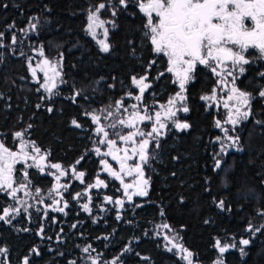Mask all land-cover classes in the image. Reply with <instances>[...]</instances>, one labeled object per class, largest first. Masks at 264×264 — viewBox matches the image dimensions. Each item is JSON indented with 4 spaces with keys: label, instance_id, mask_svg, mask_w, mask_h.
<instances>
[{
    "label": "trees",
    "instance_id": "1",
    "mask_svg": "<svg viewBox=\"0 0 264 264\" xmlns=\"http://www.w3.org/2000/svg\"><path fill=\"white\" fill-rule=\"evenodd\" d=\"M101 2L108 0H0V32L4 33V47H0V135L6 146L15 147V132H24L27 139L48 151L51 162L84 171L85 184L94 182L102 167L94 153L101 145L96 143L91 118L84 113L115 104L131 76L143 75L152 61H156L151 64L152 76L166 66L163 57L153 55L144 36L146 18L135 6L119 8L117 0H112L118 7L116 16L108 8L100 13L105 20L115 21V27L108 23L111 49L102 52L85 30L89 10ZM33 23L36 29L27 34ZM13 34L16 44L11 42ZM38 47L50 59L62 57L55 95L37 91L39 84L32 80L28 60L36 56ZM262 72L264 60H259L254 68H248L238 86L255 95L264 85ZM197 77L189 88L191 111L182 116L192 127L181 131L169 124L159 138L160 147L149 149L150 156H155L145 166L150 177L147 197L125 200L121 210H109L103 217L98 213L94 222L76 207L72 197L83 184L75 180L66 193L72 205L58 214L59 223L53 224L51 217L43 220L41 213L32 219L23 215L11 224L0 221V247L8 249L9 264H24L25 258L29 264H91L95 256H99V264H111L112 259L116 264H187L177 251H168L164 236L153 229L158 223L170 225L173 231L166 229V234L178 236L175 243L193 253V264H215L220 258L223 264H264V124L255 123L264 121V100L255 99L253 115L233 130L239 137V149L220 155L215 118L224 117L205 110L200 99L212 91L216 81L206 69L199 70ZM161 82L166 90L160 100H165L174 89L167 75L160 76ZM49 107L52 112L47 111ZM72 119L82 127H74ZM107 130L114 138L112 129ZM218 158L222 164L216 169ZM28 173L32 192L50 188L49 175L34 167ZM109 182L106 193L121 196L119 182L112 178ZM94 194L96 207L102 196ZM220 200L225 202L224 210L217 206ZM10 204L8 194L0 192V214ZM118 213L120 220L116 219ZM41 229L45 236L58 239L43 238ZM242 239L250 243L242 245ZM217 240L236 247L220 254ZM86 243L97 251L83 252Z\"/></svg>",
    "mask_w": 264,
    "mask_h": 264
},
{
    "label": "snow or ice",
    "instance_id": "2",
    "mask_svg": "<svg viewBox=\"0 0 264 264\" xmlns=\"http://www.w3.org/2000/svg\"><path fill=\"white\" fill-rule=\"evenodd\" d=\"M119 8L127 10L130 6H135L146 17L143 25L145 31L144 36L152 45V50L157 55L167 57L168 73H172L175 77L173 83L178 85V91L171 96L166 104L159 105V110L149 112V106L144 104V93L151 87L147 75L132 76L131 84L138 90L139 94L133 95L128 92L126 95L139 103L126 106L124 100L120 99L115 102L116 112L127 113L125 118L114 119L112 123L104 126L101 121L108 117H113V111L109 109H101L100 114L97 112H85L84 115L90 116L91 121L96 125L95 133L98 137L96 143L98 145H105L107 151L101 152L100 147H95L94 151L97 156L111 157L119 165V170H115L107 159H101L99 163L103 166L102 170L106 172L114 180L120 182L123 190V196L132 202L134 196H147L148 188L150 186V178L145 176V166L148 165L150 158H154L155 153L150 156V147L158 149L160 147V137L165 134L168 128L167 121H170L177 130L186 131L192 127L187 121L181 122L177 119L179 112L189 113L188 107V85L194 82L196 77L198 65H203L210 70V72L217 77V87H214L210 95H202L201 100L215 102L217 106L222 102L223 108L226 110V116L223 123L217 119L215 126L220 128L225 138L237 143L239 137H232L228 135L229 129L223 125L228 124L233 127L239 125L242 121H247L253 115V101L257 98L264 100V85H261L256 90L255 95L238 86L237 81L246 73V65L251 61L245 56L249 49H255L259 59H264V0H117ZM113 5L112 0L107 3L101 2L90 9L87 16L86 31L95 39L96 28H104L105 21L100 19L102 10L108 8L111 10V15L116 16L118 7ZM109 24L115 27V21H108ZM14 27V25L10 26ZM32 30L36 29V24L30 25ZM105 39L97 41L100 50L108 53L111 45L107 42L109 35L108 28H104L103 33ZM3 32H0V47H4L2 43ZM12 44H16L17 38L15 34L11 37ZM21 55H24L21 52ZM41 57L44 56V51L41 48L39 51ZM29 59L28 68L31 71L33 79L39 84L37 91L43 89L50 95H55L54 90L57 88V78L62 75V57L61 60L51 61L44 58L35 66ZM152 61L151 64H155ZM151 64L149 67H151ZM43 74L41 80L37 73ZM164 75V73H160ZM264 77V72L260 73ZM63 83L62 79L60 81ZM111 87V86H110ZM218 89L226 90L225 97H218ZM80 93L77 92L76 96ZM41 107V105H37ZM111 108V106H109ZM131 108V111H129ZM48 112L53 109L49 107ZM257 124H264V121L256 120ZM71 124L76 128H81L82 125L76 120L72 119ZM141 124H150V130L145 131L139 127ZM32 127L31 125L28 126ZM112 129L110 132L107 129ZM127 129L128 131H124ZM15 138L19 141V150L12 151L0 142V192H6L13 200H17V192L26 190L30 186L28 179L29 173L27 169L22 173L21 182L14 187L16 181L14 180L15 166L18 163L27 164L29 160L31 164H27V168L35 167L41 173L45 172V168L54 169L55 171H48L47 175L54 177L56 183L49 190V197L52 193H56L63 200L61 189L67 190L68 184H61L62 177L72 175L82 184L85 182V172L77 171L75 166L70 169H64L59 163H47L49 153L42 152L41 149L35 145L34 142H29L24 139V132H15ZM217 137V141H220ZM124 147H120L119 144ZM231 146V145H229ZM28 149H31L29 151ZM225 152V145L221 143L220 154ZM84 157L76 161L79 164ZM131 162V163H130ZM221 160L216 159L215 168H221ZM125 176H135L132 183H125ZM107 188L108 184L100 179L97 175L95 182L86 185L87 189L92 188ZM131 190V191H130ZM119 191V189H118ZM25 196L31 195L30 191L24 192ZM86 193H76L73 199H79ZM35 197L38 202H43L41 190L35 189ZM61 200H53V205H59ZM104 201L109 204H115L123 208L125 200L117 198L113 200L111 196H105ZM91 197H88V202L82 204L85 212L91 214L90 207ZM217 206L224 210L225 202L220 200ZM68 207L67 202L63 207H53L54 211L64 212ZM101 211L104 209L101 208ZM19 208L5 207L2 209L0 221L11 223L9 217L13 213L18 214ZM164 215L163 211L160 213ZM117 220L121 219L120 214L116 216ZM95 222V221H94ZM208 221H205L207 223ZM72 227H76L75 224ZM158 228L168 229L170 232V225L167 223L157 226ZM251 230V229H249ZM258 230V229H257ZM43 231V229H41ZM158 235L160 233H157ZM165 241L171 245L168 251L173 249L179 250L182 254V259L187 261V264H193V253L183 246V244L175 243L178 239L177 235L171 237L164 235ZM242 245H248V239L239 241ZM215 246L221 254L228 251L229 245L221 244L217 240ZM231 247H236L233 243ZM91 246L83 248V252L89 253ZM129 249H125L128 251ZM35 252L36 250L33 249ZM243 254V249H241ZM0 254L6 256L7 250L0 249ZM39 255V253H36ZM99 256L91 258V264H97ZM24 264H29L28 259L25 258ZM75 264V262H73ZM112 264H116L113 261ZM217 264H223L222 260H218Z\"/></svg>",
    "mask_w": 264,
    "mask_h": 264
},
{
    "label": "rangeland",
    "instance_id": "3",
    "mask_svg": "<svg viewBox=\"0 0 264 264\" xmlns=\"http://www.w3.org/2000/svg\"><path fill=\"white\" fill-rule=\"evenodd\" d=\"M99 15H100V19H102V20L105 21L104 28H108V21L105 20V19L101 16V14H99ZM87 23H88V22H87ZM86 27H87V26H86ZM104 28H96V29H95V31H96V37H95V39L92 37L91 34H89V35H90V36H91L96 42L99 41V40L105 39V37H104V35H103V33H104ZM26 33H27V34H31V33H33V32H32V29H31V28L28 29V30L26 31ZM107 42H108V38H107ZM97 44H98V42H97ZM98 46H99V44H98ZM99 48H100V46H99ZM39 51H40V47H38V49H36V56L33 57L34 59H31V63L33 64V66H35L37 63H39V62H40L41 60H43L44 58H47V59H49V60L55 62V60L50 59V58L46 57L45 55H44L43 57H41V56L39 55ZM246 53H247V52H246ZM246 53H245V56L247 57ZM247 58H248V57H247ZM29 59H30V58H29ZM28 63H29V60H28ZM37 75H38V77H40L41 80H42V78H43V74L40 73V72H38ZM147 77H148V75H147ZM173 79H175L174 75H173ZM32 80H33L34 82H36V81L33 79V77H32ZM216 80H217V77H216ZM147 81H148L149 84L151 85V82H150L149 80H147ZM147 81H146V82H147ZM57 85H58V78H57ZM98 85H99V82H98ZM131 86H132V87H131V90H127V91L125 92L123 98H121V99L124 100V104H125L126 106H130L131 104H134V103H139V102L135 101L134 99H132V98H130V97H128V96L126 95L128 92H132L133 95L139 94V90H138L134 85L131 84ZM216 87H217V84H216ZM132 88H134V89H136V90L133 91ZM210 94H211V92H210L208 95H210ZM217 94H218V97H225V96H226V90L221 91V90L218 89V93H217ZM172 96H173V95H172ZM143 103L146 104L145 101H143ZM166 103H167V101L164 102V103L158 102V104H156V102L152 101V103H149V104H148V106H149V112H154L155 110H159V105H161V104H166ZM205 103H206V107H207V109H210V110L213 109V110H215L217 113L219 112V113H221V115H223L224 118H220L219 116H216V118H215L216 120L219 119V120L223 123V121H224V119H225V116H226V110L223 108L222 102L219 104V106H217L216 103H215V102H212V101H205ZM150 104H153L154 107H151ZM146 105H147V104H146ZM109 106H111V108H109ZM109 106H104V107L99 108V109H98V108H94V109H92V110H89L88 112H93V111H95V112H97L98 114H100V110H101V109H109V110L113 111L114 116H113V117H108L107 119H109V118H110V119H111V118L113 119V118H115V117H116L117 115H119V114L122 115L120 118H125V117L127 116V113H123L122 111H121V112H116L115 104H113V105H109ZM129 111H131V108H129ZM185 114H187V113L179 112V113L177 114V119H179L181 122H184V121H182V115H185ZM89 117H90V116H89ZM107 119H102V121H101V123H102L104 126H106V127H107V125L110 124V123H106ZM216 120H215V121H216ZM242 122H243V121H242ZM166 123H167L168 125L171 124L170 121H167ZM223 126H224L225 128H227V129H229V131H228V135H229V136L237 137L236 135L233 134V127H232L231 125L224 124ZM139 127L143 128L145 131H148V130H150L151 125H150V124H141V125H139ZM215 127H216V126H215ZM95 128H96V125H94V130H95ZM216 130H217V133H218V137L221 138L220 141H217V142L219 143V151H220V149H221V143H223V144L225 145V152H224L223 154H226L227 152H229V151H231V150H233V149H239V147H240V145H239V141H238L237 143H233V141H230V140H228V139L225 138V134H224V132H223L220 128H217V127H216ZM165 132H166V130H165ZM163 136H164V135H163ZM24 139H25L26 141L33 142L32 140L27 139L25 136H24ZM0 142L4 143V145H5V141H4V139L2 138L1 135H0ZM34 143H35V142H34ZM35 145H36V143H35ZM229 145H231V146H229ZM5 146H6V145H5ZM36 146H37V145H36ZM119 146H120V147H124V145H123L122 143L119 144ZM6 147H8V146H6ZM38 147H39V146H38ZM99 147H100V149H101V152L107 151V148H106L105 145H101V146H99ZM8 148H9L10 150H12V151H18V150H19V141L17 142V144H16L15 147H8ZM39 148H40V147H39ZM40 149H41L42 152H47V153H48V151L43 150L42 148H40ZM28 150L31 151V149H28ZM94 153H95V151H94ZM95 155H96V153H95ZM220 155H222V154H220ZM96 156H97V155H96ZM97 157L99 158V160H101V159H107L108 162L112 165V167H113L115 170H119V165H118L116 162H114V161L111 159V157H100V156H97ZM218 159H220L221 162H222V159H221V158H218ZM31 163H32L31 160H29V161L27 162V164H31ZM47 163H53V162H51V161L49 160V155H48V157H47ZM130 163H131V162H130ZM27 164H21V163L16 164V166H15L16 171H15V173H14V180L16 181V184H14V187L17 186L18 183L21 182L22 173H23V171L25 170V168H26L27 171H28L29 168H27ZM59 164H61V163H59ZM61 165H62V167H63L64 169H70V168L72 167V166H64L63 164H61ZM101 167H103V166L101 165ZM34 168H35V167H34ZM35 169H37V168H35ZM37 170H38V169H37ZM38 171H39V170H38ZM48 171H55V170H54V169H51V170H50V169H48V168H45V172H44V173H41L40 171H39V172H40L41 174H44V175H45V174H47ZM77 171H79V170H77ZM83 172H84V171H83ZM98 176H99L100 179L104 180L106 184H108V187H107V188H104V187H101V188H92V189H90V190L86 188V185H90V184H92V183L95 182V179L97 178V176H96V178L94 179V182H92V183H90V184H87V183L85 184V182H84V183H83V188H82V190L79 191V192H76V193H82V194L86 193V195H82L78 200H77V199H73L74 201H76V207L79 208L81 211H84L83 208H82V204L88 202V197H91V204H90V207H91V209H92V212H91V214H89L88 212H85V211H84V212L86 213V215L91 216V217L95 220V222H97V220H98V215H97L98 213H100V214H99L100 217H103V215H104L107 211H109V210H112V209H114V210H116V211L121 210V208H120L119 206H117V205H115V204H109V203H106V202L104 201V197H105V196H109V195L106 193V191L110 188V182H109V179L112 178V177H110L106 172H104V171L102 170V168H101V170L99 171ZM145 176H146L147 178H150V177L147 176V174H146V170H145ZM50 177L52 178V184H51L50 188H49L48 190H43L42 188H41V189L39 188V189L41 190V196H43V198H44L42 203L38 202V198L35 197V192H32V191H31V188H28V189H26V190H21L20 192H17V198H18L19 202H17V200H13L12 197L8 195V196L10 197V199H11V204H10L9 206H7V207H14V208H19V209H20V212H19L18 214L13 213L12 216L9 217V219L11 220V223H12L14 220L20 218V217L23 216V215H24L25 217L29 218V219H32L34 216H37L39 213H41V215H42L41 218H42L43 220H44L46 217H51V219H52V221H53V224L59 223V222H58V220H59V218H58V214L67 212V211H68V208L72 205V203L68 201V198H67V196H66V193L68 192V190H69V188L71 187L72 183H73L75 180H77V179H75L74 177H72L71 174H69L68 176H65V177H62V178H61V180H60V183H61V184H68V185H69V187H68L67 190H64V189H61V190H60L61 193L63 194V200H61L60 196L57 195L56 193H52V197H51V198L49 197V190H50V189L53 187V185L56 183L54 177H52V176H50ZM85 177H86V174H85ZM85 177H84V181H85ZM112 179H113V178H112ZM134 179H135V176H125V177H124V181H125V183H132ZM79 182H80V181H79ZM118 182H119V181H118ZM81 184H82V183H81ZM119 184H120V182H119ZM148 189H149V188H148ZM120 190H122V186H121V185H120ZM25 191H30L32 194H31V195H28V196H25V194H24ZM130 191H131V190H130ZM94 192H96L97 195H101V196H102V202H101V204L96 205V207H95V204H94V196H95ZM76 193L73 194V197L76 195ZM134 197L145 198V197H147V196H144V197H141V196H134ZM117 198H122V199H124V200H127V199L123 196V190H122V195L119 196V197H116V198L113 197V200H115V199H117ZM53 200H61V202H60L59 205H53ZM65 202H67L68 207L64 209V212H58V211H54V210H53V207H63V205H64ZM101 208H103L104 210L101 211V210H100ZM94 209H97V213L95 212ZM2 214H3V213H1L0 215H2ZM4 222H5V221H4ZM5 223H6V224H11V223H7V222H5ZM49 223H50V221H49ZM161 224H164V223H158V224L153 225V229H154L156 232L160 233V235L164 236V235L166 234V232H165L166 229L158 228V227H157L158 225H161ZM40 235H41L43 238L54 239V240H57V239H58V238H53L52 236H45L43 231L40 233ZM221 244H222V243H221ZM89 245L91 246L90 251H97V250H96L91 244H89V243L84 244V245H83V248H84V247H87V246H89ZM165 245H166L167 248H170V247H171V245L168 244L167 241H165ZM222 245H223V244H222ZM229 248L232 249L233 247H231V245H229ZM0 249H6V250H7V254H6V256H5L4 254H0V264H9V260H8V249H7L6 247H0ZM174 250L177 251L178 255L182 257V254L179 252V250H177V249H173V251H174ZM97 254H99V252H97ZM220 254H221V253H220ZM95 257H96V256H95ZM95 257H94V258H95ZM218 260H222V261H223V259H221V258L218 259ZM218 260H217V261H218ZM113 261H116V260H115V259H112V260H111V264H112ZM217 261H216L215 264H217ZM116 263H117V261H116ZM223 263H224V261H223ZM97 264H99V259H98V261H97Z\"/></svg>",
    "mask_w": 264,
    "mask_h": 264
},
{
    "label": "flooded vegetation",
    "instance_id": "4",
    "mask_svg": "<svg viewBox=\"0 0 264 264\" xmlns=\"http://www.w3.org/2000/svg\"><path fill=\"white\" fill-rule=\"evenodd\" d=\"M142 15L144 16V14L142 13ZM145 17V16H144ZM146 18V17H145ZM151 45V44H150ZM151 49H152V45H151ZM152 53H153V55H155L156 57H163L165 60H166V66H165V68H164V70L163 71H160L159 72V74H155L154 76H152V73H151V71H152V66H154V65H151V67H148L147 68V70L145 71V73L143 74V75H148V80L151 82V87L149 88V89H147L146 90V92L144 93V101H145V103L148 105L149 103H152V101H154V102H156V104H158V102H161V103H164V102H166L172 95H174L175 94V92L176 91H178V85L177 84H175V83H173V81H174V79H173V74L172 73H168L167 71H166V69H167V67H168V65H167V57H165V56H163L162 54L161 55H157L153 50H152ZM246 55H247V57H248V59L251 61V63L249 64V65H246L245 67H246V69H247V71H248V68L249 67H255L256 65H257V62L259 61V60H264V59H259L258 58V56H259V54H258V52L255 50V49H249L248 51H247V53H246ZM157 66H158V64H157ZM201 69H206V70H208L209 72H210V70L208 69V68H206L205 66H203V65H198V67H197V71H196V73H195V77H196V79H195V81L198 79V77H197V74H198V71L199 70H201ZM247 71H246V73H247ZM160 73H164V75H167L168 76V78H169V81H170V85L173 87V89H174V91L172 92V93H170V94H168V96H167V98L165 99V100H160V97L162 96V94L165 92V90H166V88L162 85L163 83L161 82L160 83ZM245 73V74H246ZM212 74V73H211ZM244 74V75H245ZM143 75H141V76H143ZM213 75V74H212ZM134 76V75H133ZM132 77V76H131ZM137 77H139V76H137ZM213 77L215 78V81H217L216 80V76H214L213 75ZM243 77V76H242ZM241 77V78H242ZM241 78L239 79V80H241ZM238 80V81H239ZM195 81L194 82H191L189 85H188V92H187V95H188V97H189V88H190V86L193 84V83H195ZM238 81H237V83H238ZM147 83H149L148 81H147ZM131 79H130V81H129V83L127 84V85H124V88L126 89V91L127 90H131ZM214 87H216V85L214 86ZM132 90L134 91V90H136V89H134V88H132ZM125 91V92H126ZM210 93V92H209ZM209 93H206V94H203V95H208ZM125 94V93H124ZM124 96V95H123ZM123 96L121 97V98H123ZM120 98V99H121ZM120 99H118V100H120ZM203 101V106H204V109L205 110H207L208 112H210V111H212V112H214V113H217L215 110H213V109H207V107H206V103H205V101L204 100H202ZM187 104H188V102H187ZM150 106L151 107H154L153 106V104H150ZM188 107L189 108H191L190 106H189V104H188ZM190 111H191V109H190ZM219 113V112H218ZM188 114V113H187ZM187 114H185V115H187ZM183 116V115H182ZM182 121H184V120H182ZM50 160V159H49ZM115 162V161H114ZM149 190V189H148Z\"/></svg>",
    "mask_w": 264,
    "mask_h": 264
}]
</instances>
